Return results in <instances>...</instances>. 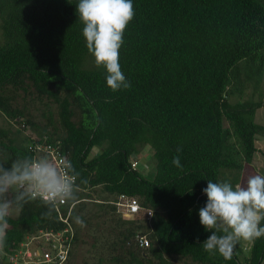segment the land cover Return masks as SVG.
I'll return each mask as SVG.
<instances>
[{"label":"trees","instance_id":"1","mask_svg":"<svg viewBox=\"0 0 264 264\" xmlns=\"http://www.w3.org/2000/svg\"><path fill=\"white\" fill-rule=\"evenodd\" d=\"M77 4L0 0L5 39L0 46V114L33 129L20 140L0 129V162L8 165L34 155L31 144L60 142L86 181H78L73 244L83 228L74 217L88 223L82 214L85 200L90 190L101 188L112 204L98 206L119 228L111 245L113 252H122L111 259L115 264L152 259L158 264H264V238L252 241L244 258L240 243L230 261L205 252L202 243L211 233L199 217L208 180L240 184V173L253 163L258 137L264 136V126L256 123L264 100H230L237 93L243 97L249 82H255V90L261 84L264 0H133L135 17L124 33L119 61L131 88L115 92L107 86L106 69L98 68L87 50ZM32 88L53 99L57 122L50 112L41 129L14 107L19 93ZM25 130L18 128L17 135ZM140 147L153 151L152 179L142 165L132 169L131 158L141 161ZM177 155L182 168L172 163ZM226 172L234 174L229 178ZM122 195L139 199L153 216H117L114 204ZM46 211L37 200L10 216L3 252L12 254L31 233L63 230L56 212L46 217ZM139 235L150 240L148 252L138 247ZM0 264H5L1 256Z\"/></svg>","mask_w":264,"mask_h":264},{"label":"clouds","instance_id":"2","mask_svg":"<svg viewBox=\"0 0 264 264\" xmlns=\"http://www.w3.org/2000/svg\"><path fill=\"white\" fill-rule=\"evenodd\" d=\"M76 11L83 24L88 52L94 56L98 68L106 69L107 86L114 92L130 89L131 83L119 61L124 33L135 17L133 0H78ZM181 150L178 148L177 152ZM172 163L182 168L179 155L173 157ZM77 181L86 183L67 159L59 166L46 156L34 155L21 156L8 165L0 162V245L10 227L8 218L14 212L39 200L47 208L43 215L50 217L58 204L77 200ZM203 193L207 202L200 208L199 217L201 225L211 233L202 243L205 252L218 253L230 261L241 240L264 238V175L250 177L246 186L208 180ZM74 222L86 227L79 215ZM8 255L3 254L4 263ZM7 263L10 264L8 259Z\"/></svg>","mask_w":264,"mask_h":264},{"label":"rangeland","instance_id":"3","mask_svg":"<svg viewBox=\"0 0 264 264\" xmlns=\"http://www.w3.org/2000/svg\"><path fill=\"white\" fill-rule=\"evenodd\" d=\"M4 40L5 39L1 30L0 21V46L4 44ZM254 84L255 82L251 81L246 85L245 94L243 97H241L239 93L234 96H231V102L236 103L240 100L252 99L253 97L256 101L264 100V75L261 84L258 87V90L254 89ZM14 107L23 110L28 115V117H30L37 125H39V127H41V129L47 125L50 112L54 115V121H58V107L53 102V99H49L45 96H40L34 88L28 90L26 93L20 92L16 102H14ZM25 119L27 120V118ZM17 120L12 121L1 113L0 129L10 131L12 133L9 134L11 138H16L17 140H20L26 136H29L33 129L30 126H27V129L24 132H22L20 135H17L16 130L18 128L21 129V127L17 123ZM256 123L264 126V107L257 111ZM48 131L52 132V128L47 129V132ZM257 147L259 149V152L254 162L246 166L245 170L240 173V184L242 186L247 185V180L250 177L258 174L264 175L263 135H260L258 137ZM139 150L140 154L138 157L141 160L140 162L142 168L145 169L144 173L147 174V177L152 179L156 174V161L153 156V151L149 147H140ZM96 153L97 152L95 150V154ZM226 174L227 176L232 177L234 173L232 175H229V172H226ZM89 192L91 194V197L85 200L87 208L82 213L88 219V223L86 224V227L82 228L79 237V242L73 245L70 258L66 264H98L101 262L103 264H115L114 261H111V259L114 256L122 254V252H113L111 249V245L113 241L117 240V231L119 230V228L115 227V223L112 224L110 216L105 213L102 207L98 206L99 203L112 204L110 201L111 199L108 198L107 194H104L102 192L101 188L90 190ZM102 210L103 212H101ZM87 213H93L92 217L87 216ZM17 215L18 212H14L11 216ZM116 215H119L123 219H135V217L124 218L123 213H119L118 209ZM239 243L242 248L240 258L247 257L249 255L248 251L251 249L252 246V241L241 240ZM3 254L4 253L0 245V256L2 257V261L4 262ZM149 257H151V255H149ZM174 262L176 264H192L190 261L184 262L182 260H175ZM5 263H7V259ZM148 264L158 263L155 261V259H152V263Z\"/></svg>","mask_w":264,"mask_h":264},{"label":"built area","instance_id":"4","mask_svg":"<svg viewBox=\"0 0 264 264\" xmlns=\"http://www.w3.org/2000/svg\"><path fill=\"white\" fill-rule=\"evenodd\" d=\"M21 129H27V126L22 124ZM29 151L34 152L37 157H48L58 166L65 159L70 161L69 156L61 150L60 142L57 145L47 144L46 142L31 144L29 145ZM130 163L132 169L140 170L141 162L137 158H131ZM115 206L119 213H123L124 218H136L142 212H145L148 217L153 216L152 210L143 209L139 199L126 195L120 196ZM75 207L76 203L74 202L58 204L55 212L59 220L65 225L64 229L59 231L40 230L29 234L26 242L7 256L8 262L10 264H66L74 245L75 231L71 223V217ZM136 243L143 250L149 249L151 244L150 240L142 235L137 236Z\"/></svg>","mask_w":264,"mask_h":264},{"label":"crops","instance_id":"5","mask_svg":"<svg viewBox=\"0 0 264 264\" xmlns=\"http://www.w3.org/2000/svg\"><path fill=\"white\" fill-rule=\"evenodd\" d=\"M259 152V151H258ZM258 152H257V154H258ZM257 154H256V156H257ZM256 156H255V158H256ZM255 158H254V160H255ZM254 162V161H253ZM251 167V166H250ZM253 168V167H252ZM233 173L232 172H229V175H232ZM227 175V174H226ZM227 177H229V178H231L230 176H227Z\"/></svg>","mask_w":264,"mask_h":264}]
</instances>
